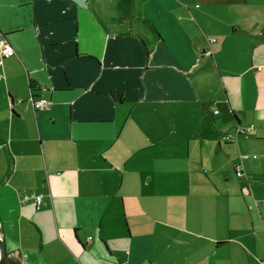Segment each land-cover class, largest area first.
Wrapping results in <instances>:
<instances>
[{
    "label": "crops",
    "instance_id": "0c3cea01",
    "mask_svg": "<svg viewBox=\"0 0 264 264\" xmlns=\"http://www.w3.org/2000/svg\"><path fill=\"white\" fill-rule=\"evenodd\" d=\"M73 1L0 0V67ZM130 5L112 82L0 85L5 264H264V0Z\"/></svg>",
    "mask_w": 264,
    "mask_h": 264
},
{
    "label": "rangeland",
    "instance_id": "374dc122",
    "mask_svg": "<svg viewBox=\"0 0 264 264\" xmlns=\"http://www.w3.org/2000/svg\"><path fill=\"white\" fill-rule=\"evenodd\" d=\"M146 1L148 0H83L82 5L73 1L69 5L71 11L66 7L67 15H72L69 21L28 31V33L20 35L19 39L17 36L14 37V39H18L17 42L23 49L24 68L20 66L16 58L2 63L0 85L6 82L10 84L12 81L18 84L22 82V91H25L26 86L23 83L27 82L28 77L37 79L41 88L49 89L65 82L66 71L72 83L74 81L87 82L90 79L83 67H97L98 63L102 64L101 79L97 83L92 79L94 87L99 86L100 83L103 85V83L112 82L118 76L112 65L118 46L122 48L120 52L126 54L133 46L131 39L128 38L132 34L131 27L127 23L123 25L117 23V19L120 17L119 13L123 11L131 17L133 14L135 15V9L132 13L130 3H136V7L140 9ZM152 1L157 2V0ZM171 1L177 0H164L168 3ZM53 5L56 6V3ZM218 13L220 16L224 15L222 12ZM53 17L60 19L63 14L56 13ZM74 17L76 18L74 19ZM139 27L145 29L146 32L150 31L148 26L139 25ZM152 31L154 30L152 29ZM40 41L43 44H39ZM173 43L171 42L169 45H174L175 43ZM150 48L154 53L157 51L152 46ZM77 49L79 53L78 56H75ZM11 61L17 64L13 65L10 63Z\"/></svg>",
    "mask_w": 264,
    "mask_h": 264
},
{
    "label": "built area",
    "instance_id": "2783aa9c",
    "mask_svg": "<svg viewBox=\"0 0 264 264\" xmlns=\"http://www.w3.org/2000/svg\"><path fill=\"white\" fill-rule=\"evenodd\" d=\"M15 53L14 51L3 41L1 40L0 41V57H1V60H4V59H9V58H12L14 57ZM1 63V62H0ZM31 105H32V108L33 110L37 111L41 108H43L46 104H47V101L44 99V98H41L39 99L38 101L34 102V101H31ZM217 112H215L216 114ZM225 140H229L230 139V136H226L224 138ZM237 176H240L241 173L239 171V168H237V173H236ZM42 196L41 195H38L34 198L35 200V205H36V208L39 209L41 204H42ZM263 205H264V200H263Z\"/></svg>",
    "mask_w": 264,
    "mask_h": 264
},
{
    "label": "water",
    "instance_id": "95a60500",
    "mask_svg": "<svg viewBox=\"0 0 264 264\" xmlns=\"http://www.w3.org/2000/svg\"><path fill=\"white\" fill-rule=\"evenodd\" d=\"M5 259H6L5 241L0 234V264H5Z\"/></svg>",
    "mask_w": 264,
    "mask_h": 264
},
{
    "label": "trees",
    "instance_id": "16d2710c",
    "mask_svg": "<svg viewBox=\"0 0 264 264\" xmlns=\"http://www.w3.org/2000/svg\"><path fill=\"white\" fill-rule=\"evenodd\" d=\"M34 87V84L33 83H30V90H32ZM34 91V90H33Z\"/></svg>",
    "mask_w": 264,
    "mask_h": 264
}]
</instances>
